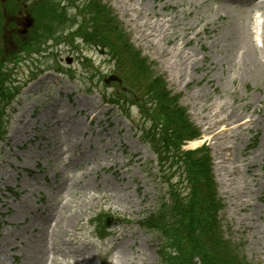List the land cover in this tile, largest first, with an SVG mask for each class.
<instances>
[{
    "label": "rangeland",
    "instance_id": "obj_1",
    "mask_svg": "<svg viewBox=\"0 0 264 264\" xmlns=\"http://www.w3.org/2000/svg\"><path fill=\"white\" fill-rule=\"evenodd\" d=\"M94 1L112 15L105 33L115 41L122 34V39L130 41L151 66L147 80L162 77L198 129L201 137L184 149L207 146L223 202L218 227L224 240L232 244L233 254L247 264H264V65L253 47L258 41L260 48L264 41V1L258 7L250 0ZM6 4L7 0H0V11L15 15L13 1L9 0L12 9ZM136 8L138 12H133ZM67 14L75 16L73 8ZM158 18L167 21L161 32L147 42L141 40L136 26ZM80 20L78 17L77 22ZM12 21L7 19L5 28ZM39 33L34 32L35 39ZM7 39L10 42L9 35ZM243 47L251 51L252 64L247 63V70L239 62ZM85 50L88 53V47ZM57 53L64 70L67 66L84 73L79 89L90 87L91 94L74 88L73 100L84 99L88 112L94 109L99 114L95 120L100 124L88 125L85 118L69 116L68 120L75 122L66 126L64 147L71 164L76 163L72 167L65 164L67 156L59 155L53 147L52 127L45 130L36 124L23 128L22 120L51 117L44 110L49 98L42 92L31 93L32 98L12 116L9 136L16 131L15 136L25 145H20L18 152L15 147L6 148L7 141L0 147V264H53V256L56 264H101L102 260L106 264H157L160 239L140 228L138 221L164 194L157 176L158 163L141 137L142 118L137 106L130 102L120 107L105 105L99 93L106 90L107 99L112 94L138 103L140 99L147 109L153 105L143 98L144 89L129 87L113 63L102 66L98 59L90 68H83L77 52L66 45L61 44ZM69 57L72 61L68 65ZM167 57H172L176 68H168ZM110 75L123 78L125 83L109 81L106 87L103 79ZM144 80L142 87H147ZM61 83L71 85L67 79ZM32 99L42 105L29 120L36 109L35 102L29 105ZM255 141L256 146L249 148ZM37 169L38 176L29 173H39ZM67 178L74 179L70 185ZM6 189H12L16 196ZM101 211L116 219L103 241L91 225ZM60 216H72L73 220L66 227L59 224ZM54 219L57 227L53 228ZM224 257L230 259L232 254Z\"/></svg>",
    "mask_w": 264,
    "mask_h": 264
},
{
    "label": "trees",
    "instance_id": "obj_2",
    "mask_svg": "<svg viewBox=\"0 0 264 264\" xmlns=\"http://www.w3.org/2000/svg\"><path fill=\"white\" fill-rule=\"evenodd\" d=\"M160 113L162 115L166 114L167 116H169V114H170L166 110H162ZM191 166L193 167V169L195 171H197V173H199V170H201L203 168L204 163L198 162L197 166H193V164L191 163ZM203 205H205V204H203ZM212 205H213V203H212ZM189 210H188V213H189ZM161 214H162V212L159 214H155L152 217L150 216V218L147 220V223L149 226L159 225V230L161 231L160 232L161 234H163V233L168 234V232H170L171 236H169V237L167 236L168 240L170 241L172 246L178 252H182V257L179 261L176 262V264H192L191 262L195 256H198L200 258L201 264H214L211 261L212 260L211 255H213L214 253H217V252L211 251L210 249H208V247H214L216 250H218L220 248L221 243L217 239L218 235H216V232L212 235V237H210L208 239L204 238L203 236H197L196 238H197L198 242L196 244L192 243L191 244L192 246L188 242H185V241L182 244L183 239L181 237L179 230L176 228L175 223L173 221H171L168 217L165 218V215L161 216ZM166 214H168V213H166ZM199 216H201V215H199ZM155 227L158 228L157 226H155ZM200 231L205 232V230H203V229H200ZM204 235L206 236V234H204ZM211 240H213L215 242V244H212ZM209 242L211 243L210 246L207 245ZM187 252H188V255L186 257ZM226 264H236V263H233L232 260H228V261H226Z\"/></svg>",
    "mask_w": 264,
    "mask_h": 264
},
{
    "label": "bare ground",
    "instance_id": "obj_3",
    "mask_svg": "<svg viewBox=\"0 0 264 264\" xmlns=\"http://www.w3.org/2000/svg\"><path fill=\"white\" fill-rule=\"evenodd\" d=\"M256 1H257V0H254L253 3L255 4L256 7H258L259 4L256 3ZM137 12H138V11H137ZM161 22H162V19H161V20H158V21H156V22H154L153 25H156V24H157V26H158ZM136 28H139L140 31H141V35H140V39H141V40H145V41L147 42V41H149L152 37H154V35H152L151 33L147 32L146 29H144V28H145V24H144V23L141 24V26H139V27L136 26ZM155 30H156V32H157V29H155ZM245 46H246V45H245ZM263 46H264V41H263ZM248 52L251 54V51H249V48L243 47V49H239V53H238V55L240 54L239 62H240V64L242 65L243 69H246V70H247V63L252 64L251 62H249L250 54L248 55ZM166 53H167V52H164V53H162V55H163V56H167ZM247 56H248V61L245 62V58H246ZM243 57H245L244 60L241 59V58H243ZM167 59H168V61H170V63L168 64V68L173 69V67H174V68L177 67V66L175 65V61L172 62V57H167ZM261 64L264 65V62H261ZM192 145H193V144H192ZM70 221H71V218H69V219H68L66 222H64L63 224H64V225H67ZM139 263L141 264V262H139Z\"/></svg>",
    "mask_w": 264,
    "mask_h": 264
}]
</instances>
